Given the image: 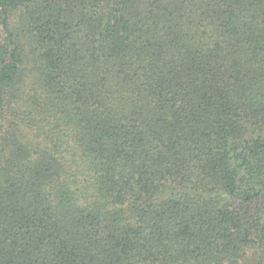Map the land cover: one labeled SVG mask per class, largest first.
I'll use <instances>...</instances> for the list:
<instances>
[{"label":"trees","instance_id":"obj_1","mask_svg":"<svg viewBox=\"0 0 264 264\" xmlns=\"http://www.w3.org/2000/svg\"><path fill=\"white\" fill-rule=\"evenodd\" d=\"M0 264H264V0H0Z\"/></svg>","mask_w":264,"mask_h":264}]
</instances>
